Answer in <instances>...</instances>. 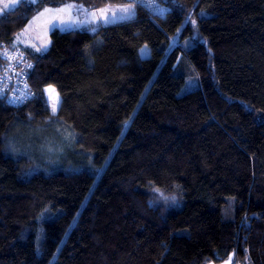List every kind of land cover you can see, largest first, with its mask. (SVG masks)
<instances>
[{
  "label": "trees",
  "instance_id": "1",
  "mask_svg": "<svg viewBox=\"0 0 264 264\" xmlns=\"http://www.w3.org/2000/svg\"><path fill=\"white\" fill-rule=\"evenodd\" d=\"M71 1L134 0L19 4L0 15V43ZM161 1L165 15L134 1L132 19L19 47L37 95L0 97V264H264V0ZM51 118L75 132L83 167L9 152Z\"/></svg>",
  "mask_w": 264,
  "mask_h": 264
},
{
  "label": "rangeland",
  "instance_id": "2",
  "mask_svg": "<svg viewBox=\"0 0 264 264\" xmlns=\"http://www.w3.org/2000/svg\"><path fill=\"white\" fill-rule=\"evenodd\" d=\"M12 2L13 0H0V9H4L5 4H11ZM130 3L133 2L106 4L102 7H91L78 1L67 2V4H80L83 5L84 8L94 11L95 18L97 20H100L104 14L100 10L108 9L110 13L111 11L117 10L119 6ZM59 6H48L46 8H55ZM6 12H8L6 9L4 11H0V15L5 14ZM40 12H43L44 14L38 15ZM40 12L35 14L30 19L28 24L16 35L14 41L15 46L28 47L35 51L39 48L41 49L39 52L45 51V48L47 50L52 42L51 32L54 30L52 25L61 24V22L68 25L66 30L82 28L91 30L93 28L97 29L101 25H107L101 23L87 24L85 27H78L71 24L70 21L77 19L74 9L66 10L60 13L44 12V9ZM134 12L136 13V6L134 8ZM78 19L80 21H84L88 19V17L81 14L78 16ZM147 50V54H143V56H147L149 54L150 49L148 46ZM196 86L197 79L193 74H190L182 92L189 91ZM45 92L52 112L53 108H55V112H57L61 100L59 93L53 86L47 87ZM29 129L30 128H25L24 130H21L18 135H15L12 139H10L9 152L26 153L36 161V165L45 168H54L61 164H66L67 167H71L76 166L75 164L77 163L78 166L75 167L76 169L84 166L85 163L79 162L81 155L77 153L75 148H73L76 141V134L67 125L61 123L55 118H51L44 126L40 127L39 130ZM160 193L162 198L163 196L164 198L167 197V195L163 192ZM42 239L43 231L40 230L36 240L38 248L41 246Z\"/></svg>",
  "mask_w": 264,
  "mask_h": 264
},
{
  "label": "built area",
  "instance_id": "3",
  "mask_svg": "<svg viewBox=\"0 0 264 264\" xmlns=\"http://www.w3.org/2000/svg\"><path fill=\"white\" fill-rule=\"evenodd\" d=\"M142 4L152 15H165L170 7L161 0H144ZM163 9V12L158 11ZM7 50V56L3 53ZM32 67L29 68L28 65ZM35 60L22 48L0 43V97L12 105L25 104L34 99L37 92L31 84ZM19 97L20 99H17Z\"/></svg>",
  "mask_w": 264,
  "mask_h": 264
},
{
  "label": "snow or ice",
  "instance_id": "4",
  "mask_svg": "<svg viewBox=\"0 0 264 264\" xmlns=\"http://www.w3.org/2000/svg\"><path fill=\"white\" fill-rule=\"evenodd\" d=\"M42 2V0H13V2L11 4H5V8L4 9H0V11H4L5 9L8 12H12L14 10H16V8L19 6V4H23V3H28L30 6L31 5H38ZM136 2L139 3H144V0H136ZM154 2V0H153ZM134 8H135V3H130L127 5H123V6H119L117 10L111 11L109 13L108 9H102L100 10L102 13H104L101 17L100 20H97L95 18V12L94 11H90L87 8H84L83 5L80 4H63L62 6L59 7H55V8H44V12H54V13H60V12H64L66 10H71L74 9L75 10V14L77 15V19L70 21L71 24H74L78 27H85L87 26V24H112V23H117L119 21H123V20H129L132 19L133 16L135 15L134 12ZM158 11L163 12V9H158ZM43 12L38 13V15H43ZM85 15L86 17H88V19L84 20V21H80L78 19L79 15ZM193 25H195V20L192 21ZM61 28V30H66L68 25L64 24L63 22H61V24H53L52 28ZM92 31H95L96 29L93 28L91 29ZM41 49H37V51H40ZM46 50V48H45ZM147 46H145L144 48L140 49L141 54H147ZM3 55L6 57L7 56V50H5V52L3 53ZM29 68L32 67L31 64L28 65ZM17 99H20L19 97H17ZM55 114V108H53V115ZM154 191H159V189H154ZM165 200H167L168 198L165 197Z\"/></svg>",
  "mask_w": 264,
  "mask_h": 264
},
{
  "label": "crops",
  "instance_id": "5",
  "mask_svg": "<svg viewBox=\"0 0 264 264\" xmlns=\"http://www.w3.org/2000/svg\"><path fill=\"white\" fill-rule=\"evenodd\" d=\"M22 48H28V47H22ZM209 264H239V263L236 261L234 254H232L229 258H227L222 262H210Z\"/></svg>",
  "mask_w": 264,
  "mask_h": 264
},
{
  "label": "bare ground",
  "instance_id": "6",
  "mask_svg": "<svg viewBox=\"0 0 264 264\" xmlns=\"http://www.w3.org/2000/svg\"><path fill=\"white\" fill-rule=\"evenodd\" d=\"M134 2V1H133Z\"/></svg>",
  "mask_w": 264,
  "mask_h": 264
}]
</instances>
